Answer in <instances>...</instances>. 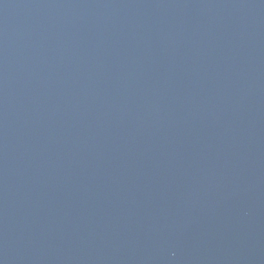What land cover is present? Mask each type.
Segmentation results:
<instances>
[{"label": "water", "instance_id": "95a60500", "mask_svg": "<svg viewBox=\"0 0 264 264\" xmlns=\"http://www.w3.org/2000/svg\"><path fill=\"white\" fill-rule=\"evenodd\" d=\"M0 264H264V0H0Z\"/></svg>", "mask_w": 264, "mask_h": 264}]
</instances>
